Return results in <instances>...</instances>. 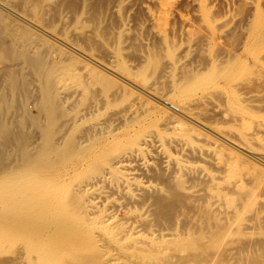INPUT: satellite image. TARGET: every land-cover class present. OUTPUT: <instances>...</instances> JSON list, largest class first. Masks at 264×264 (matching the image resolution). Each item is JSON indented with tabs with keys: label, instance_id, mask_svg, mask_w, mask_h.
Returning a JSON list of instances; mask_svg holds the SVG:
<instances>
[{
	"label": "bare ground",
	"instance_id": "6f19581e",
	"mask_svg": "<svg viewBox=\"0 0 264 264\" xmlns=\"http://www.w3.org/2000/svg\"><path fill=\"white\" fill-rule=\"evenodd\" d=\"M193 1L206 32H189L180 51L161 33L163 50L134 72L120 51L126 20L106 59L69 40L140 91L169 78L179 107L168 106L191 122L159 108L164 130L129 89L88 97L85 66L25 27L35 25L27 14L14 12L24 26L0 16V197L23 198L65 233L59 246L49 242L57 231L31 237L29 264H264V168L240 153L264 157V0L217 23L211 0ZM216 27L242 28L238 44L212 45Z\"/></svg>",
	"mask_w": 264,
	"mask_h": 264
},
{
	"label": "rangeland",
	"instance_id": "374dc122",
	"mask_svg": "<svg viewBox=\"0 0 264 264\" xmlns=\"http://www.w3.org/2000/svg\"><path fill=\"white\" fill-rule=\"evenodd\" d=\"M3 2H0V16L3 17L4 20L2 21L3 26H14L16 24H22V26H24L25 24L17 18L14 12L19 14L22 12V15L27 14L35 25L33 27L25 25V27L30 28V30L32 29L31 31L36 33L44 41H47L50 47L54 46L56 49L66 53L67 56L76 58L81 65L85 66L83 69L85 78H83V80L91 86L90 90L92 91H90V93H93V96L89 94L90 96L88 97L100 99V94L104 89H106L109 94L113 92L117 86H120L133 91L135 95L145 101V105H147L145 108H148V113L152 112L150 115L155 119V123H158L160 128L157 127L159 129L164 130L166 128L162 122L159 123L158 121L160 118L159 108L174 116L176 114L178 116L180 115L179 117L182 120L186 119L185 122L189 121V119L183 117L177 109L168 106V103H171L179 107L175 97L171 93L169 94L170 87H167L169 86L167 81L169 78H167L166 81V78H162L163 84H161V82L160 84L158 83L159 85L157 84L155 88L153 87V90L158 88V86V89H160L159 91H154L155 95L153 96V90L143 92L137 88L139 81L136 80V78L131 75H123L116 68H109L104 66L102 62L91 59L88 55L83 54L80 47L89 48L91 52H95L94 55L98 53L96 56L101 59H106L115 49L117 37H119L118 32L120 25L126 20V22L129 23V28L127 33L122 36L124 43L120 51L128 67L134 72L141 65L145 64L142 58L145 53H148L149 50V53H153L157 50L156 52L158 54L159 51L161 52L163 50V45L159 40V35L161 33L166 34L168 43L177 44V51H180L188 41L189 32H196L198 30L206 32L204 30L199 7L193 0H3ZM32 3L39 6L38 8L40 10H37L39 12L41 11L39 15H37L38 13H36L34 9L35 5ZM40 5L42 8H40ZM208 9L210 15L213 17L212 19L216 23L222 20L228 11L235 14L236 18L241 20L244 16L250 14L251 11L246 0H211ZM159 26H162V28L158 29ZM215 30L216 36L213 37L215 44H212L215 47H226L229 44L237 45L242 35V28L239 27L236 28L233 34L226 32L224 27L219 29L216 27ZM69 40L76 42L80 47L77 46V48H74L76 47L75 45L72 47V43H70ZM195 47H197L199 51L201 50L199 48L200 46H192L194 53L191 52L192 54L189 56L190 61H192L191 59L194 57V62L192 61L194 65L201 63L202 59L204 60L202 57L205 55V52L199 53ZM78 49L81 50V52ZM263 57L264 52L260 54V58ZM200 58L202 59L200 60ZM162 59L165 60L164 56ZM193 64L191 65V62H188L187 65L190 66H186L187 69L188 67L191 69V66H194ZM148 69L149 68L146 69L147 72L149 71ZM176 73L178 75L179 72L176 71ZM94 76H98V82H96ZM70 86H76L80 90H83V86L76 82H69L68 87ZM160 86L163 87L161 88ZM162 90L165 92L163 93ZM161 91L162 93L158 94L156 97L157 92L160 93ZM119 93L121 97H123L124 94L121 92ZM158 97H162L163 99ZM122 100L123 99H121V101ZM115 104L122 105L123 103L116 102ZM31 110L32 112L29 111L30 113H35L34 108ZM177 115L176 117H178ZM190 122L191 121L188 123ZM240 153L247 161L264 168V157H261L259 153L254 156L248 152ZM9 184L12 186L10 182ZM21 199L23 198H18L19 202H16V204L14 201L17 199L15 198L14 200L13 198L8 202L10 205L7 206L9 198L0 197V264H29L27 251L29 242L31 243L30 239L31 237L38 239L40 235L37 236V234H41V232H43L45 236H48L49 234L53 235L52 233L57 231L59 238L56 234L53 235L55 239L51 236V239H54L53 241L50 240V236L47 237V239L49 238L50 240L48 241L52 242V244L56 242V246H59V243L64 241V237H60V235L65 233L60 234V232H62H59L60 227H54L52 224L53 222L51 221L50 223V219H48V224L50 223L49 226L48 224L46 225L47 221H39L38 215L33 212L34 216L36 215L34 217L32 215L33 210L31 211V209H29L28 211L29 206L27 208L23 205L25 209H27V211H25L24 207L20 206L25 203L23 200L21 204ZM11 202L13 203L12 205ZM21 207L23 208L22 211L20 210ZM35 219H37L39 223ZM42 222H44V224H41ZM41 226L45 228H42V230L40 229ZM35 236L37 237L35 238Z\"/></svg>",
	"mask_w": 264,
	"mask_h": 264
}]
</instances>
